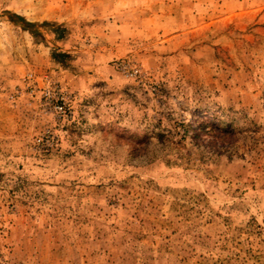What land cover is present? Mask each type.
<instances>
[{
	"label": "rangeland",
	"instance_id": "obj_1",
	"mask_svg": "<svg viewBox=\"0 0 264 264\" xmlns=\"http://www.w3.org/2000/svg\"><path fill=\"white\" fill-rule=\"evenodd\" d=\"M27 1L0 0V264H264V0Z\"/></svg>",
	"mask_w": 264,
	"mask_h": 264
},
{
	"label": "crops",
	"instance_id": "obj_2",
	"mask_svg": "<svg viewBox=\"0 0 264 264\" xmlns=\"http://www.w3.org/2000/svg\"><path fill=\"white\" fill-rule=\"evenodd\" d=\"M37 6H38L37 4L34 5V1L30 0V1H27V3L25 4L15 3L12 9L20 15L28 16V19L33 20V21L49 20L54 17L53 3H49V1L44 0L38 6V7L44 8L41 10V12L33 10L35 9V7L37 8Z\"/></svg>",
	"mask_w": 264,
	"mask_h": 264
},
{
	"label": "trees",
	"instance_id": "obj_3",
	"mask_svg": "<svg viewBox=\"0 0 264 264\" xmlns=\"http://www.w3.org/2000/svg\"><path fill=\"white\" fill-rule=\"evenodd\" d=\"M8 20L14 24L15 26H18L22 28L25 31H29L31 34L35 35L37 34L36 31L33 29V27L36 26L35 23L26 21V19L20 15L14 14V13H8ZM223 134L227 135L228 131H221ZM163 136V135H158Z\"/></svg>",
	"mask_w": 264,
	"mask_h": 264
},
{
	"label": "built area",
	"instance_id": "obj_4",
	"mask_svg": "<svg viewBox=\"0 0 264 264\" xmlns=\"http://www.w3.org/2000/svg\"><path fill=\"white\" fill-rule=\"evenodd\" d=\"M132 72H133V73H137L138 71H137L136 69H133ZM57 109H58L61 113L64 112V111H63V106H57Z\"/></svg>",
	"mask_w": 264,
	"mask_h": 264
}]
</instances>
